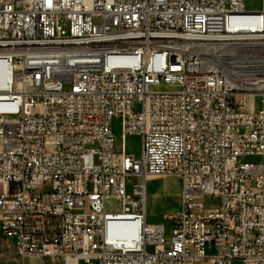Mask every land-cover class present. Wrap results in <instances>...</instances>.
I'll return each mask as SVG.
<instances>
[{"label": "built area", "instance_id": "obj_1", "mask_svg": "<svg viewBox=\"0 0 264 264\" xmlns=\"http://www.w3.org/2000/svg\"><path fill=\"white\" fill-rule=\"evenodd\" d=\"M0 229L18 258L264 264V0H0Z\"/></svg>", "mask_w": 264, "mask_h": 264}, {"label": "rangeland", "instance_id": "obj_2", "mask_svg": "<svg viewBox=\"0 0 264 264\" xmlns=\"http://www.w3.org/2000/svg\"><path fill=\"white\" fill-rule=\"evenodd\" d=\"M250 10H259L263 6V0H241ZM161 91H176L179 86L175 84L162 83L157 87ZM258 101V100H257ZM114 133L116 135V150H120L124 142L127 152L133 154L137 159L142 153V138L139 135H128L122 138L120 120H114ZM148 195V218L157 223H163L166 227V239H169L172 229V220L170 215L178 212L181 205V188L179 179L175 176L162 175L150 177L147 180ZM208 205L216 204L218 199H206ZM6 249L0 256V264H64L61 260H42L39 257L30 256L26 258H18L16 254V246L10 241L5 242ZM79 264H87L81 260Z\"/></svg>", "mask_w": 264, "mask_h": 264}, {"label": "bare ground", "instance_id": "obj_3", "mask_svg": "<svg viewBox=\"0 0 264 264\" xmlns=\"http://www.w3.org/2000/svg\"><path fill=\"white\" fill-rule=\"evenodd\" d=\"M150 177H157V176H150ZM150 177H148V179ZM6 241L10 242L8 232H6L4 229H0V256L4 253L6 249V245H7L5 244ZM69 264H73V263H69Z\"/></svg>", "mask_w": 264, "mask_h": 264}, {"label": "crops", "instance_id": "obj_4", "mask_svg": "<svg viewBox=\"0 0 264 264\" xmlns=\"http://www.w3.org/2000/svg\"><path fill=\"white\" fill-rule=\"evenodd\" d=\"M180 207H181V205H180V202H179V207H178V209H180ZM151 222H153V223H157V221H155V219L153 218V221H151ZM159 223V222H158Z\"/></svg>", "mask_w": 264, "mask_h": 264}]
</instances>
